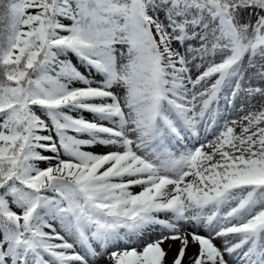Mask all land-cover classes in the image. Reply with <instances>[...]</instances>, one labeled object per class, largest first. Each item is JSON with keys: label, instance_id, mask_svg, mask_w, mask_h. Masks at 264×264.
<instances>
[{"label": "snow or ice", "instance_id": "obj_1", "mask_svg": "<svg viewBox=\"0 0 264 264\" xmlns=\"http://www.w3.org/2000/svg\"><path fill=\"white\" fill-rule=\"evenodd\" d=\"M104 259L264 264V0H0V264Z\"/></svg>", "mask_w": 264, "mask_h": 264}, {"label": "bare ground", "instance_id": "obj_2", "mask_svg": "<svg viewBox=\"0 0 264 264\" xmlns=\"http://www.w3.org/2000/svg\"><path fill=\"white\" fill-rule=\"evenodd\" d=\"M240 103H241V102L238 101V102H237V109L231 111V116H232V118H234V119L238 118L240 115L243 114V113H241V112L239 111V104H240ZM255 103L257 104V106H259V102H258V101L255 102ZM245 107L247 108V106H245ZM221 108L223 109V102H221ZM98 150H99V151H102L103 149H98ZM217 243H219V242H217ZM163 247L167 250V249H168V242H166V243L163 245ZM176 247H178V246H174V247L169 251V254H168V260H169V261L171 260L172 256L175 254V252H176ZM195 251H196V249H195L194 247H190L189 250H188V255H189V256L192 255Z\"/></svg>", "mask_w": 264, "mask_h": 264}, {"label": "rangeland", "instance_id": "obj_3", "mask_svg": "<svg viewBox=\"0 0 264 264\" xmlns=\"http://www.w3.org/2000/svg\"><path fill=\"white\" fill-rule=\"evenodd\" d=\"M95 151H99L98 149H95ZM103 151V150H102ZM111 251V250H110ZM97 264H109V261L107 259L99 260Z\"/></svg>", "mask_w": 264, "mask_h": 264}]
</instances>
